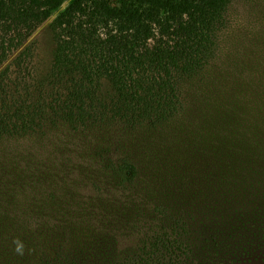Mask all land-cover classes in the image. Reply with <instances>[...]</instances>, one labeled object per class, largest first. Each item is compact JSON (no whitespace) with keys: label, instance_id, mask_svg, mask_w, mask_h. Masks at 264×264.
<instances>
[{"label":"trees","instance_id":"obj_1","mask_svg":"<svg viewBox=\"0 0 264 264\" xmlns=\"http://www.w3.org/2000/svg\"><path fill=\"white\" fill-rule=\"evenodd\" d=\"M65 1L0 0V264L264 259V0Z\"/></svg>","mask_w":264,"mask_h":264},{"label":"rangeland","instance_id":"obj_2","mask_svg":"<svg viewBox=\"0 0 264 264\" xmlns=\"http://www.w3.org/2000/svg\"><path fill=\"white\" fill-rule=\"evenodd\" d=\"M132 0H104V5L106 8L111 10L117 9H129L130 3ZM69 0L65 1L61 8L62 10L67 4ZM59 11H56L43 25L37 28V30L33 33V35L29 38L27 43L32 41L36 42V66L44 67L50 59L51 51L53 49V42L51 39V33L48 29V24L54 19ZM234 17L237 19L234 20L233 24L243 23L247 24V21L244 16V12L237 9L234 11ZM247 27V26H246ZM248 264H264V259L261 258L258 261H252Z\"/></svg>","mask_w":264,"mask_h":264}]
</instances>
